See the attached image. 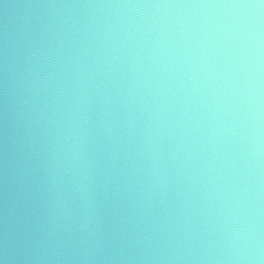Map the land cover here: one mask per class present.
Instances as JSON below:
<instances>
[{"label":"clouds","instance_id":"clouds-1","mask_svg":"<svg viewBox=\"0 0 264 264\" xmlns=\"http://www.w3.org/2000/svg\"><path fill=\"white\" fill-rule=\"evenodd\" d=\"M0 264H264V0H0Z\"/></svg>","mask_w":264,"mask_h":264}]
</instances>
